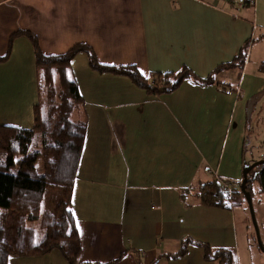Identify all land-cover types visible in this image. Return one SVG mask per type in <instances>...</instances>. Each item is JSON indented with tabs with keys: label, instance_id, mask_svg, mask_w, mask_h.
I'll list each match as a JSON object with an SVG mask.
<instances>
[{
	"label": "crops",
	"instance_id": "0c3cea01",
	"mask_svg": "<svg viewBox=\"0 0 264 264\" xmlns=\"http://www.w3.org/2000/svg\"><path fill=\"white\" fill-rule=\"evenodd\" d=\"M246 1L0 0V125L31 128L37 103L34 45L19 31L45 56L83 44L100 64L134 65L145 78L184 68L193 76L156 95L92 69L85 52L71 60L86 124L70 192L77 264H219L195 242L251 264L234 215L242 197L231 195L226 209L196 196L213 180L238 186L249 101L264 93L261 48L250 69L246 48L240 68L214 72L252 38L264 0ZM7 264L69 262L53 250Z\"/></svg>",
	"mask_w": 264,
	"mask_h": 264
},
{
	"label": "trees",
	"instance_id": "16d2710c",
	"mask_svg": "<svg viewBox=\"0 0 264 264\" xmlns=\"http://www.w3.org/2000/svg\"><path fill=\"white\" fill-rule=\"evenodd\" d=\"M15 35H25L33 42L38 98L33 108L31 128L0 125V264H7L10 256H42L53 250L60 252L69 264H77L79 243L70 207V192L86 124L76 116L82 98L75 81L67 73L71 60L77 53L85 52L92 69L125 76L138 88L156 95L174 91L184 78L192 74L184 68L178 72L152 73L145 78L134 65L100 64L92 50L83 44L74 45L60 55L45 56L39 51L32 34L19 31ZM246 48L247 43L232 62L220 65L214 72L235 66L240 68ZM260 71L264 73V62L260 64ZM210 80L212 75L196 79L199 83ZM38 160L42 164L41 171L35 166ZM253 183L264 194V164L247 174L244 191L250 198ZM223 184L222 180L205 183L196 196L206 206L228 209L230 196H240L243 192L239 185L232 188L229 195ZM10 217L11 224L8 223ZM7 229L11 230L10 240L5 236ZM36 231L42 232L38 241ZM188 242L184 241L173 257L184 255ZM193 244L203 248L206 260L233 263L231 250L212 251L207 245Z\"/></svg>",
	"mask_w": 264,
	"mask_h": 264
},
{
	"label": "rangeland",
	"instance_id": "374dc122",
	"mask_svg": "<svg viewBox=\"0 0 264 264\" xmlns=\"http://www.w3.org/2000/svg\"><path fill=\"white\" fill-rule=\"evenodd\" d=\"M260 1V0H257ZM258 19L253 24L252 38L247 42V59L249 60L247 68L250 69L252 62L255 60V53L257 49L264 51V4L258 2ZM263 8V9H260ZM67 73L71 76L70 66ZM264 75V73H263ZM240 102V101H239ZM248 122L246 129V141L243 146V166L250 165L255 162L264 161V93L259 97L253 98L249 101L248 107ZM31 125V124H30ZM29 125V126H30ZM33 125V122H32ZM32 125L30 127H32ZM26 126V125H23ZM34 146V143L32 144ZM30 146L29 151L32 150ZM38 171L42 170V164L38 160L35 164ZM242 178L237 180V185H240ZM243 196L242 194L240 195ZM241 210L234 211L235 221L237 222L238 232H242L246 235V250L250 255L251 264H264V251H262L257 244L256 233L251 222L250 213L247 204L242 197ZM252 209L260 241L264 248V194L258 191L256 183L252 185V197H251ZM8 223L11 224V217L8 219ZM7 240L11 239V230L7 229L5 232ZM42 237L41 231H36V241ZM235 264V262H234Z\"/></svg>",
	"mask_w": 264,
	"mask_h": 264
},
{
	"label": "water",
	"instance_id": "95a60500",
	"mask_svg": "<svg viewBox=\"0 0 264 264\" xmlns=\"http://www.w3.org/2000/svg\"><path fill=\"white\" fill-rule=\"evenodd\" d=\"M259 164H264V161H259V162L252 163L250 165H244L243 166V169H242V181L240 183V190L243 192V197H244V200H245V202L247 204V207H248V210H249V213H250L251 222L253 224V227H254L255 233H256V239H257L258 247L262 251H264V248L262 246V243L260 241V237H259V234H258V230H257V226H256V221H255V218H254V213H253V209H252L251 198H250L249 194L244 191V185L247 182V174H248V172L250 170H252L254 167L258 166Z\"/></svg>",
	"mask_w": 264,
	"mask_h": 264
},
{
	"label": "built area",
	"instance_id": "2783aa9c",
	"mask_svg": "<svg viewBox=\"0 0 264 264\" xmlns=\"http://www.w3.org/2000/svg\"><path fill=\"white\" fill-rule=\"evenodd\" d=\"M230 2H235V3H237V0H229ZM250 2H253V0H250ZM239 3L240 4H243L244 2H242V1H239ZM223 188H224V190H226V192L229 194V195H231V193H232V186H231V184H229V183H224L223 184ZM231 197V196H230Z\"/></svg>",
	"mask_w": 264,
	"mask_h": 264
}]
</instances>
